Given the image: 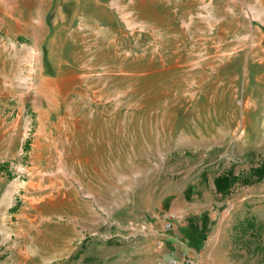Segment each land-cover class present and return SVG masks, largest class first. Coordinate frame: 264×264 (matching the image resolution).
Segmentation results:
<instances>
[{
  "label": "rangeland",
  "instance_id": "1",
  "mask_svg": "<svg viewBox=\"0 0 264 264\" xmlns=\"http://www.w3.org/2000/svg\"><path fill=\"white\" fill-rule=\"evenodd\" d=\"M263 160L264 0H0V264H157L179 197L183 252L264 264Z\"/></svg>",
  "mask_w": 264,
  "mask_h": 264
},
{
  "label": "crops",
  "instance_id": "2",
  "mask_svg": "<svg viewBox=\"0 0 264 264\" xmlns=\"http://www.w3.org/2000/svg\"><path fill=\"white\" fill-rule=\"evenodd\" d=\"M169 211L179 215L181 219L178 223H174L172 227L166 232L160 230L152 232L151 236L156 239L157 245L155 252L157 256L155 259L156 261H158L157 259H159L160 257L167 255L169 250H182L183 240H186V233L182 232V198L179 197L177 198V200H173L172 206ZM247 211L248 213L254 216L255 220H264V204L254 205V208H248L246 211L244 210L242 214L237 216V218H242ZM233 224L234 221L232 220V225ZM207 227L210 232L215 235V241L212 242L209 252L210 258L215 264H229L227 259L222 255L220 249L222 245V240L226 238V233L228 232V230L226 229L225 225L218 224L213 221L208 224ZM185 251L189 254H198L200 257H204L207 254L206 253L205 255H203V253L205 252L201 250L196 252L195 250H192L189 247L186 248Z\"/></svg>",
  "mask_w": 264,
  "mask_h": 264
},
{
  "label": "trees",
  "instance_id": "3",
  "mask_svg": "<svg viewBox=\"0 0 264 264\" xmlns=\"http://www.w3.org/2000/svg\"><path fill=\"white\" fill-rule=\"evenodd\" d=\"M253 171L255 174H257V178H260L262 175H264V160L260 164V166L254 168ZM234 180H235V176L229 174H222L217 176L214 179V182L217 189L226 191ZM237 224L238 226L242 227L243 233L247 229H251L250 234L253 238L256 239L259 236L260 231L264 228L263 222H257L252 215L245 216L241 221H238ZM237 224L234 225V228L236 227Z\"/></svg>",
  "mask_w": 264,
  "mask_h": 264
},
{
  "label": "built area",
  "instance_id": "4",
  "mask_svg": "<svg viewBox=\"0 0 264 264\" xmlns=\"http://www.w3.org/2000/svg\"><path fill=\"white\" fill-rule=\"evenodd\" d=\"M181 217L173 212L165 213L163 228L170 229L174 223H178ZM157 264H215L213 260L207 257L205 262L196 260L193 256H190L186 252L169 250L165 258H161L157 261Z\"/></svg>",
  "mask_w": 264,
  "mask_h": 264
}]
</instances>
